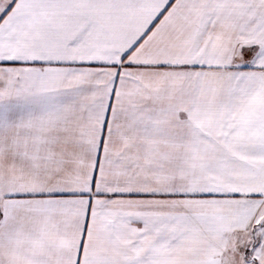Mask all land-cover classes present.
Listing matches in <instances>:
<instances>
[{"label":"snow or ice","instance_id":"1","mask_svg":"<svg viewBox=\"0 0 264 264\" xmlns=\"http://www.w3.org/2000/svg\"><path fill=\"white\" fill-rule=\"evenodd\" d=\"M0 264H264V0H0Z\"/></svg>","mask_w":264,"mask_h":264}]
</instances>
